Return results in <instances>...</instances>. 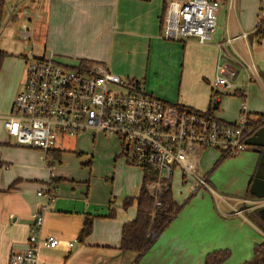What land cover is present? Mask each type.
I'll return each mask as SVG.
<instances>
[{"label":"crops","instance_id":"obj_1","mask_svg":"<svg viewBox=\"0 0 264 264\" xmlns=\"http://www.w3.org/2000/svg\"><path fill=\"white\" fill-rule=\"evenodd\" d=\"M4 1L0 38L6 33L11 44L5 48L0 43L6 54L0 69V264H9L12 254L25 250L33 217L47 200L38 193L49 186L55 200L44 215L42 232L57 237L59 243L54 249H41L38 264H205L207 255L217 250L230 251L224 264L232 256L238 259L233 264H240L252 256L255 246L264 242V220L259 214L264 200L248 194L255 176L264 178V156L255 148L249 147L238 159L242 167L234 177L212 178V162L201 170L211 188H218L220 194L214 193L224 205L212 203V192L206 189L193 196L187 192L183 201L175 198L179 213L153 246L139 255L120 247L124 225L134 221L138 212L136 199L128 208L124 201L138 196L146 171L129 163L122 145L125 162L118 157V166L133 175L113 193L98 191L89 152L80 151L86 152V166L66 174L56 172L60 167L54 166L50 174L45 154L18 145L5 130L4 118L24 87L26 58L33 54L53 56L60 63L105 65L122 78L144 81L146 90L157 98L201 112L210 107L218 67L223 66L239 72L238 77L244 73L249 83L247 92L240 83L223 93L213 115L235 122L237 116L226 109L217 111L223 102L240 101L241 96L235 95L239 91L247 93L252 120L257 119L264 114V0H217L224 1L226 12L220 22L218 16L216 32L205 44L162 39L165 0ZM252 66L255 72L250 71ZM90 148L95 155L100 147ZM220 163L216 159L214 167ZM240 170L243 177L237 178ZM177 186L187 191L182 173ZM112 212L114 217H109ZM86 216L94 217L93 230L81 241Z\"/></svg>","mask_w":264,"mask_h":264},{"label":"built area","instance_id":"obj_2","mask_svg":"<svg viewBox=\"0 0 264 264\" xmlns=\"http://www.w3.org/2000/svg\"><path fill=\"white\" fill-rule=\"evenodd\" d=\"M219 10L218 1L169 0L161 37L173 42L194 39L205 44L216 32ZM250 71L256 70L252 66ZM235 75L219 66L216 91L232 90ZM241 99L237 120L228 123L157 98L146 90L144 81L122 78L105 65L80 63L70 67L53 56L36 58L29 54L24 87L4 118V127L18 145L45 154L50 174L57 161L52 152L62 150L68 137L92 132L94 137L100 133L118 138L124 153L131 154L132 166L153 171V175H145L144 184L154 199L155 212L162 207L164 185H171L176 171L182 173L190 196L203 189L215 194L207 176L201 173L200 158L210 149L218 150L223 157L237 156L249 149L247 141L256 129L246 92H242ZM38 196L47 200L33 217L25 250L12 254L9 264H38L41 249L58 246L57 237L44 236L42 232L44 215L55 200L51 187Z\"/></svg>","mask_w":264,"mask_h":264},{"label":"rangeland","instance_id":"obj_3","mask_svg":"<svg viewBox=\"0 0 264 264\" xmlns=\"http://www.w3.org/2000/svg\"><path fill=\"white\" fill-rule=\"evenodd\" d=\"M223 3L224 1L220 3V10H219L220 12L218 14L219 22L224 17V14L226 12L225 6L222 5ZM0 43L3 46L6 45L5 48H9L11 44V39L8 35L6 36V33H5V35L1 36ZM61 64L70 66V67H74L77 65V63H72V62L68 63L67 61H63ZM231 83L233 84V88L235 85H240V83L243 84L241 88H243L247 92L246 85H248L249 82H248V78L244 76V73H242L241 76H239L238 79H236L235 81L231 80ZM217 91H220V90L217 89ZM224 99L226 98L224 97L223 100ZM215 100L217 101V99ZM167 102L175 104L176 101L169 100ZM241 103H242L241 98H240V101H236V100H233V101L231 100L229 102L227 101L226 104L228 106L225 108L226 104H224L223 102L221 103L220 109L217 111V113H222L223 110L226 109L227 113L231 114L232 116L238 117V115L240 114V110H241ZM249 110H250V107H249ZM92 136H93V133L88 132L80 136L68 137L66 140H64L63 148H62L63 158L61 162L56 161L55 166L57 168L60 167V169L58 171L56 170V172L58 173L61 172L62 174H66L69 171L74 170L78 167L86 166L84 165L86 164V162H83L85 158L84 155H86V152H89L90 156L88 160H90L91 162L93 161L94 175L95 177H97L96 181L94 182L95 189L98 191H102L106 189L109 192L113 193L114 189L118 190L123 186V184H126L127 181L125 180L128 177H131L133 175V172L132 174H129L128 172L120 168V166H118V157L119 159L121 158L124 159L123 156H121V152H122L121 141L118 138H114L111 136H105L99 133L96 139L93 140ZM96 146L100 147L98 152L95 153V155L93 153L90 154V152L92 151L90 147L94 148ZM81 150H85L86 152L80 154ZM64 151H65V154H64ZM244 153H241L233 157H226L224 160H221L222 154L218 150L212 149V150L205 151L201 155L200 169L201 170L203 168L207 169L210 163L212 162V171H213L212 178L216 176H223L224 178L227 177L229 179V177L233 176V173L236 170L242 167V165L237 162H238V159ZM128 158L130 160L131 154L128 155ZM216 159L218 161L220 160L221 163L215 168L214 165H215ZM124 162H125V159H124ZM241 170L236 175L237 178L240 176ZM180 174H181L180 171L175 172V177L173 181V196L178 201H183L187 199L188 195H187L186 190L177 186V181H178ZM243 174L244 173L241 174L242 177H243ZM212 188L214 189L215 192H218L216 191L218 190L217 187L212 185ZM228 200L230 203H232V200H230L229 198ZM218 201H220V198L212 193V203L213 202L217 203ZM220 203H223V202L220 201ZM222 205H224V203ZM252 257L253 255L252 256L249 255L248 259L240 261L241 262L240 264H242L246 260H251ZM237 260H236V256L234 257L232 256L229 264L236 263Z\"/></svg>","mask_w":264,"mask_h":264},{"label":"trees","instance_id":"obj_4","mask_svg":"<svg viewBox=\"0 0 264 264\" xmlns=\"http://www.w3.org/2000/svg\"><path fill=\"white\" fill-rule=\"evenodd\" d=\"M168 1L169 0H165L164 3L163 12L161 16V24H163V19L166 13ZM4 7L5 1L0 0V23L3 20ZM258 34L262 35L263 31L260 29ZM5 58L6 54L0 50V69ZM237 94L241 96L242 92L238 91L237 93L236 91L235 95ZM222 96L223 92L214 90L210 107L208 111L205 112V115L213 116L215 112L214 106L218 105V101H216L215 99H218ZM252 125L256 129V133L258 129L264 126V114L259 115L257 119H253ZM52 153L54 158L57 161H60L61 152L53 151ZM225 158L226 157L222 156V160H224ZM146 174L153 175V171L146 170ZM135 199L137 201L138 206L137 217L134 221L124 225L120 250L136 252L139 255H143L146 251L149 250V248L153 246V244L158 240L161 234L168 228L169 224L179 213L180 205L176 202L173 196L172 187L169 184L164 185L162 207L160 209H157L155 212L153 209L154 199L147 193L145 184L142 186L137 197L128 198L124 201V206L126 208L130 207ZM109 217H114V213H110ZM93 221L94 217H85L83 229L80 233L81 241L86 240V238L92 233ZM230 257V251L217 250L207 255L205 259V264H224L230 259ZM243 264H264V242L255 246L252 259L244 262Z\"/></svg>","mask_w":264,"mask_h":264},{"label":"water","instance_id":"obj_5","mask_svg":"<svg viewBox=\"0 0 264 264\" xmlns=\"http://www.w3.org/2000/svg\"><path fill=\"white\" fill-rule=\"evenodd\" d=\"M239 75V72L236 73L233 80L235 81ZM217 109V107H215ZM247 144L249 147L255 148L254 152L259 154L262 153L264 156V126L258 129V131L248 139ZM129 148L128 146L126 147ZM250 194L258 200H264V178L256 175L250 188ZM260 217L264 220V208L259 211Z\"/></svg>","mask_w":264,"mask_h":264},{"label":"flooded vegetation","instance_id":"obj_6","mask_svg":"<svg viewBox=\"0 0 264 264\" xmlns=\"http://www.w3.org/2000/svg\"><path fill=\"white\" fill-rule=\"evenodd\" d=\"M248 194L250 195V190L248 191Z\"/></svg>","mask_w":264,"mask_h":264}]
</instances>
